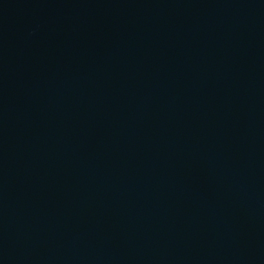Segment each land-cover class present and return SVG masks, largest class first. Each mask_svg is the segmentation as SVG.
<instances>
[{
  "label": "water",
  "instance_id": "1",
  "mask_svg": "<svg viewBox=\"0 0 264 264\" xmlns=\"http://www.w3.org/2000/svg\"><path fill=\"white\" fill-rule=\"evenodd\" d=\"M0 264H264V0H0Z\"/></svg>",
  "mask_w": 264,
  "mask_h": 264
}]
</instances>
